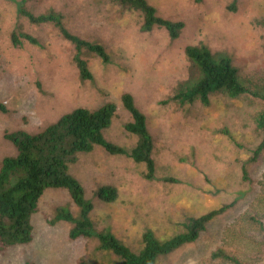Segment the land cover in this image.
<instances>
[{
    "label": "rangeland",
    "instance_id": "rangeland-1",
    "mask_svg": "<svg viewBox=\"0 0 264 264\" xmlns=\"http://www.w3.org/2000/svg\"><path fill=\"white\" fill-rule=\"evenodd\" d=\"M160 16L182 21L184 28L171 39L163 28L142 32L139 13L126 11L108 0H25L26 7L41 13L54 9L63 15L69 31L104 46L109 63L83 51L92 74L81 81L73 62L74 47L51 25H33L18 17L14 5L0 0V164L14 157V145L4 133L24 130L38 133L61 115L76 108L95 110L116 106V117L103 134L110 142L130 150L137 137L124 130L131 115L121 103L129 93L145 115L152 138L154 180L143 178L145 164L125 156L110 155L96 146L81 153L68 173L80 182L93 206L90 219L97 231H110L138 251L142 236L152 231L169 238L181 230L190 216L198 217L222 204L237 200L223 215L211 221L199 238L155 264H224L212 260L218 247L239 252L226 241L225 231L249 210L264 173V152L247 166L252 183L241 179V166L258 141L250 115L259 107L253 98H212L208 106L178 105L168 101L177 84L190 74L184 55L188 45L203 44L213 54H223L240 69L241 77L264 71V0H147ZM36 37L42 47L11 43L17 27ZM234 138L235 142L231 140ZM173 177L176 184L160 179ZM113 186L118 196L106 203L96 198L99 187ZM241 194V196H238ZM58 207L74 216L79 208L67 190L44 191L31 217V243L0 253V264H115L116 258L98 250L95 239L68 238L71 223L49 226L46 220Z\"/></svg>",
    "mask_w": 264,
    "mask_h": 264
},
{
    "label": "trees",
    "instance_id": "trees-1",
    "mask_svg": "<svg viewBox=\"0 0 264 264\" xmlns=\"http://www.w3.org/2000/svg\"><path fill=\"white\" fill-rule=\"evenodd\" d=\"M8 1L14 5L18 17L25 18L33 25L53 26L58 35L74 47L72 59L81 81L93 78L87 61L82 57L83 51L95 55L103 64L109 63L110 57L104 46L71 33L64 24L63 15L58 11L49 9L36 14L26 7L25 0ZM108 1L123 10L139 13L142 18V32L163 28L171 39H177L184 28L182 21H172L160 16L147 0ZM235 1L233 0L230 7L232 10L235 9ZM10 39L14 46L27 42L42 47L36 37L23 31L20 26L11 32ZM184 55L190 63V74L177 84L168 101L181 106L195 103L208 106L213 97L222 95L233 100L253 98L259 103V107L250 115L258 141L250 158L241 166V179L252 183L247 166L257 161L264 152V71L241 77L240 69L232 64L228 56L213 54L203 44L186 46ZM120 99L123 108L132 118L123 125L124 130L137 137L135 146L130 150L110 142L103 134L110 126L112 118L116 117V106L112 103L95 110L76 108L61 115L38 133L17 130L3 134V138L14 145L16 155L3 158L0 164V253L31 243V217L37 212L44 191L50 188L67 190L73 203L79 208V213L74 216L64 207H58L46 223L49 226L59 222L71 223L72 227L68 232L70 240H97V249L114 256L117 260L115 264H155L159 257L167 256L184 245L195 242L211 221L234 206L237 200L222 204L198 217H187L180 224L181 230L166 239L147 231L142 236V246L138 251L132 250L108 230L97 231L90 219L93 206L85 198L80 182L68 173V165L75 163L79 154L90 153L98 146L110 155L125 156L136 163L145 164V180L152 181L155 176L153 143L147 129L146 117L135 106L129 93H123ZM0 111L6 112L1 103ZM231 140L235 142L233 137ZM160 180L171 184L179 182L173 177H163ZM258 185L259 191L249 210L225 231L226 241L235 242L239 247L236 251L239 252L234 253L218 247L210 253L212 260L224 264H264V173ZM117 196L116 188L109 185L99 187L96 191V198L106 203L114 202ZM25 264L34 263L27 261ZM78 264L87 263L80 261Z\"/></svg>",
    "mask_w": 264,
    "mask_h": 264
}]
</instances>
